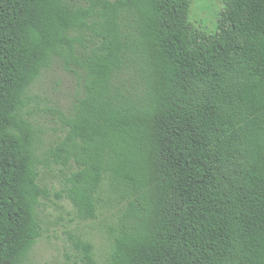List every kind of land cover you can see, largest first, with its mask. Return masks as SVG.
Instances as JSON below:
<instances>
[{"label":"trees","instance_id":"obj_1","mask_svg":"<svg viewBox=\"0 0 264 264\" xmlns=\"http://www.w3.org/2000/svg\"><path fill=\"white\" fill-rule=\"evenodd\" d=\"M0 0V264H30L52 196L101 217L81 264H264V0ZM59 63L76 81L44 147L30 92Z\"/></svg>","mask_w":264,"mask_h":264},{"label":"rangeland","instance_id":"obj_2","mask_svg":"<svg viewBox=\"0 0 264 264\" xmlns=\"http://www.w3.org/2000/svg\"><path fill=\"white\" fill-rule=\"evenodd\" d=\"M224 9L223 0H197L190 20L196 28L215 34ZM77 94L76 81L59 63L47 70L33 86L30 92L34 101L31 110L35 122L43 131L45 148L63 136L61 113L71 112ZM71 171L73 168L52 166L44 173V182L51 189L52 196L40 209L44 232L30 254V264H81L74 245L79 236L95 244L99 259L107 256L108 244L101 232L103 218L81 220L68 200L58 199L65 188V177Z\"/></svg>","mask_w":264,"mask_h":264}]
</instances>
